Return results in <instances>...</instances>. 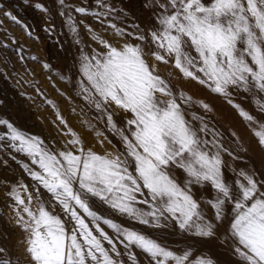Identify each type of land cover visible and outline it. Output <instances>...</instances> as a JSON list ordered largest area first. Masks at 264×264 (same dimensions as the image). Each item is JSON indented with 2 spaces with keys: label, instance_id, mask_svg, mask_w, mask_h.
<instances>
[{
  "label": "snow or ice",
  "instance_id": "snow-or-ice-1",
  "mask_svg": "<svg viewBox=\"0 0 264 264\" xmlns=\"http://www.w3.org/2000/svg\"><path fill=\"white\" fill-rule=\"evenodd\" d=\"M98 2L104 12L74 10L98 20L111 15L114 9ZM145 7L150 26L129 33L110 24L123 43L93 36L99 48L81 51L78 62L77 94L121 148L103 155L85 149L68 129L64 134L71 138L55 150L0 120L6 128L0 150L25 156L30 163H17L34 182L31 192L25 184L9 192L12 226L23 236L14 258L0 246V257H7L0 264H140L137 252L146 264H222L214 247L234 257V264H264V172L229 164L225 154L233 162L243 157L209 126L204 114L210 105L173 85L157 67L169 65L183 80L224 98L264 153V0H146ZM68 20L76 33L75 21ZM237 99L250 101L254 110ZM119 113L125 115L118 121ZM96 135L101 144L112 143L104 132ZM114 217L161 236L178 235L185 246L172 249Z\"/></svg>",
  "mask_w": 264,
  "mask_h": 264
},
{
  "label": "rangeland",
  "instance_id": "rangeland-1",
  "mask_svg": "<svg viewBox=\"0 0 264 264\" xmlns=\"http://www.w3.org/2000/svg\"><path fill=\"white\" fill-rule=\"evenodd\" d=\"M103 2L114 11L98 20L94 15H81L74 10L76 7H85L89 13L104 12L98 0H65L64 6L60 5L59 0H0V120L8 121L26 135L40 137L55 150L63 149L71 138L64 134L68 129L78 134L85 149L91 148L103 155L121 148L118 140L97 120L96 111L90 109L77 94L80 80L78 62L81 51L90 54L99 48L93 36L113 44L123 43V39L109 25L115 24L126 32L134 33L137 26L140 29L150 26V11L145 7L146 0ZM36 4H42L48 11H40L34 7ZM6 12H10L20 23L6 16ZM62 12L67 15H61ZM68 15L75 21L76 33L69 27ZM88 27H91V32L87 31ZM45 65L48 67L45 68ZM157 67L161 75L171 79L173 85L191 95L194 100L202 99L210 105L212 111L204 114L209 126L222 134L226 147L235 149L243 157L241 161L233 162L225 154L224 159L229 164L236 169L247 166L264 172V153L257 149L245 122L224 98L211 94L202 85L183 80L179 71L169 65L159 63ZM236 102L250 112L254 110L250 101L237 99ZM57 112L67 121L68 128L60 125ZM124 115L119 113L115 119L119 121ZM96 130L104 132L112 143L105 140L101 144L103 138L96 135ZM5 131V126L0 125V134ZM241 148L247 149V152L241 151ZM11 155H16V160H12ZM4 160H7V165L2 163ZM17 161L30 163L25 156L11 153L10 149L0 150V246L7 248L13 258L18 255L16 245L23 233L12 226L14 208L9 192L17 184L28 185L31 192L34 183ZM21 195L26 199L27 193L22 191ZM32 207L35 209V202ZM99 211L104 212V209ZM104 214L107 215L106 212ZM114 218L125 225L152 233L172 249L185 246L178 243L181 239L178 235L165 233L161 236L159 230L133 225L120 217ZM194 255L199 253L195 252ZM212 255L222 264L235 262L234 257L215 247ZM137 257L140 264H146L139 252Z\"/></svg>",
  "mask_w": 264,
  "mask_h": 264
}]
</instances>
